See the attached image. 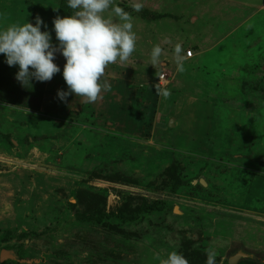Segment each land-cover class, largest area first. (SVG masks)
Wrapping results in <instances>:
<instances>
[{
    "label": "rangeland",
    "instance_id": "1",
    "mask_svg": "<svg viewBox=\"0 0 264 264\" xmlns=\"http://www.w3.org/2000/svg\"><path fill=\"white\" fill-rule=\"evenodd\" d=\"M116 3L134 17L136 48L110 96L86 104L91 116L77 118L75 96L65 110L59 72L35 109L0 100V264H159L173 250L189 264L209 250L216 264L239 251L236 264H264V0H142L139 13ZM71 11L0 0V27L38 16L55 44L52 21ZM176 44L193 53L183 73ZM154 45L164 52L151 66ZM53 62L63 69L62 55ZM31 89L0 97L25 102Z\"/></svg>",
    "mask_w": 264,
    "mask_h": 264
},
{
    "label": "clouds",
    "instance_id": "2",
    "mask_svg": "<svg viewBox=\"0 0 264 264\" xmlns=\"http://www.w3.org/2000/svg\"><path fill=\"white\" fill-rule=\"evenodd\" d=\"M72 10L65 17L56 16L52 21V32L40 17L34 24L13 23L0 27V54L9 66L18 67L15 79L23 87H31V81H50L54 74L61 73L66 91L57 92V97L66 102L67 97H81L87 103H95L103 92L111 90L107 79H102L105 69L117 61H127L136 48L134 17L120 7L116 0H66ZM132 11L139 13L142 0H131ZM109 12L110 16H105ZM44 28L42 31L41 28ZM164 50L154 45L149 64H160ZM63 56V69L55 64L56 54ZM176 70L185 71V56L180 44L173 49ZM167 98L169 91L160 93ZM216 252H206L205 264H216ZM159 264H189L184 255L171 251L166 257H154Z\"/></svg>",
    "mask_w": 264,
    "mask_h": 264
},
{
    "label": "crops",
    "instance_id": "3",
    "mask_svg": "<svg viewBox=\"0 0 264 264\" xmlns=\"http://www.w3.org/2000/svg\"><path fill=\"white\" fill-rule=\"evenodd\" d=\"M173 61V60H172ZM172 61H171V64H172ZM65 63V62H64ZM122 63H125V62H120V61H117L115 64H110V65H108L107 66V68H106V71L108 72V79H109V82H110V80H111V78H112V76L115 74V72H116V70H115V68H116V66L118 65H120L121 66V64ZM124 65V64H123ZM142 69H144V67L142 68ZM141 69V70H142ZM143 76H144V81L145 80H147L148 79V76H152L151 75V73L150 74H148V76L146 77V74H144L145 72H143V71H141L140 72ZM162 74H164L165 75V77H164V79H163V81H160L159 80V76L160 75H162ZM155 75V74H154ZM160 75L158 76L157 75V77L156 76H154V77H152L153 79L155 78V81L156 82H152V83H155L156 84V86L159 84V85H162L163 83H167L168 82V76H167V74L164 72V70H163V72H161L160 73ZM147 78V79H146ZM141 79V81L143 80V78H139V80ZM114 84L115 85V83H113V82H110V84ZM111 84V89H113V85ZM62 86L64 87V89H67V86H66V84H65V82H64V80L62 81ZM155 87V85H148L147 87H144L143 88V91H145V94H146V96L148 95V91L150 90V89H152V88H154ZM157 88V87H156ZM63 89V90H64ZM64 91H66V90H64ZM106 94H109V96H110V94H111V90L110 91H108V93H106ZM74 98V96H69V97H67V100H66V102H62V105L63 106H65L66 108H65V110H69L71 107H74V104H72L71 102H70V100L71 99H73ZM76 98V100H77V105H78V108H77V110H73V111H75V114H76V116H77V118H80V117H82L83 115L84 116H86V115H89V116H91L90 115V112H91V110L88 112V110H87V107L89 106V105H87L86 106V104H87V102H85V101H83L84 99L83 98H81V97H75ZM100 99V98H99ZM84 103L85 102V112H83V110H81V104L82 103ZM90 104V103H89ZM117 103H115V102H113L112 100H109V103H108V110H109V113L112 115V116H115V114H117L116 112H117V105H116ZM100 105L101 104H97V101H96V106L99 108L100 107ZM122 107V106H121ZM92 109H94V111L95 112H97V114H100V111L97 109V108H93L92 107ZM82 111V112H81ZM86 112H88V114H86ZM175 119H171V120H169V122H167V126H169L170 125V122H172V127H169L170 128V130H173V128H174V122H175V120L176 119H179L178 117H174ZM70 119V118H69ZM112 121V120H111ZM112 123L113 124H115V122L114 121H112Z\"/></svg>",
    "mask_w": 264,
    "mask_h": 264
},
{
    "label": "trees",
    "instance_id": "4",
    "mask_svg": "<svg viewBox=\"0 0 264 264\" xmlns=\"http://www.w3.org/2000/svg\"><path fill=\"white\" fill-rule=\"evenodd\" d=\"M71 12L68 13V14H66V16L70 15ZM1 64H3V65L2 66L0 65V90H1V87H3V86L4 87H6L8 85H13V87L20 86L21 85L20 82H18L15 79V73L18 71V67H16V66L9 67L10 71L13 72V75L12 76H14V77L11 80H8V74H6L7 71H4L5 70V64L6 63L5 62H2ZM45 83L46 82H36L35 80H32V89H31V92H34V96H33L32 100L31 99H28V98H24L25 99V102H18L15 99L2 98V97H0V100L1 101H3V100L4 101H7L10 104L11 103L12 104L14 103V105H16V106H21V107H24V108H34L35 109L36 107H38V104L40 103L41 98L43 97ZM27 100H29V101L31 100L32 102H29V101L27 102Z\"/></svg>",
    "mask_w": 264,
    "mask_h": 264
},
{
    "label": "water",
    "instance_id": "5",
    "mask_svg": "<svg viewBox=\"0 0 264 264\" xmlns=\"http://www.w3.org/2000/svg\"><path fill=\"white\" fill-rule=\"evenodd\" d=\"M169 127H172V122H170ZM203 186H205L204 182L201 181L200 182ZM247 255L243 252H237L235 255L231 256L228 260L227 263L228 264H236L239 260H241L242 258H246Z\"/></svg>",
    "mask_w": 264,
    "mask_h": 264
},
{
    "label": "built area",
    "instance_id": "6",
    "mask_svg": "<svg viewBox=\"0 0 264 264\" xmlns=\"http://www.w3.org/2000/svg\"><path fill=\"white\" fill-rule=\"evenodd\" d=\"M192 54H193V53H192L191 50H187V51L185 52V58H192ZM164 77H165L164 74L160 75V76H159V80H160V81H163Z\"/></svg>",
    "mask_w": 264,
    "mask_h": 264
}]
</instances>
